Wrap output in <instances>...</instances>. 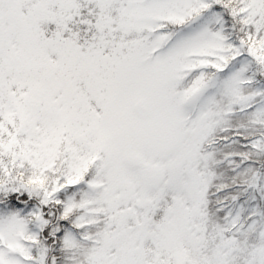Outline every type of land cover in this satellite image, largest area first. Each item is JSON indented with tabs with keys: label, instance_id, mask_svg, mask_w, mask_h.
<instances>
[{
	"label": "snow or ice",
	"instance_id": "1",
	"mask_svg": "<svg viewBox=\"0 0 264 264\" xmlns=\"http://www.w3.org/2000/svg\"><path fill=\"white\" fill-rule=\"evenodd\" d=\"M0 264H264V0H0Z\"/></svg>",
	"mask_w": 264,
	"mask_h": 264
}]
</instances>
